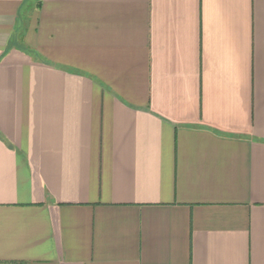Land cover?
Returning <instances> with one entry per match:
<instances>
[{
  "label": "crops",
  "instance_id": "0c3cea01",
  "mask_svg": "<svg viewBox=\"0 0 264 264\" xmlns=\"http://www.w3.org/2000/svg\"><path fill=\"white\" fill-rule=\"evenodd\" d=\"M0 264H264V0H0Z\"/></svg>",
  "mask_w": 264,
  "mask_h": 264
},
{
  "label": "rangeland",
  "instance_id": "374dc122",
  "mask_svg": "<svg viewBox=\"0 0 264 264\" xmlns=\"http://www.w3.org/2000/svg\"><path fill=\"white\" fill-rule=\"evenodd\" d=\"M29 1H32V0H29Z\"/></svg>",
  "mask_w": 264,
  "mask_h": 264
}]
</instances>
